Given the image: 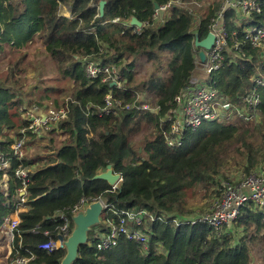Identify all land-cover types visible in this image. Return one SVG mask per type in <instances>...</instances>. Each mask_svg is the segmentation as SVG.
<instances>
[{
    "label": "trees",
    "instance_id": "obj_1",
    "mask_svg": "<svg viewBox=\"0 0 264 264\" xmlns=\"http://www.w3.org/2000/svg\"><path fill=\"white\" fill-rule=\"evenodd\" d=\"M101 1L106 2L103 16ZM223 2L0 0V59L8 66L0 74L3 152L11 154L14 138L29 125L19 117L24 103L40 101L42 110L68 109L66 118L53 129L41 136L28 135V154L10 170L9 195L0 187L1 234L4 219L19 202L15 169L20 164L30 169L27 210L20 212L18 226L22 237L15 241L19 255L33 257L29 264L62 263L65 249L48 252L40 245L60 237L65 223L60 213L72 218V208L82 199L101 200L119 212L144 209L162 220L150 222L147 250L122 239L115 249L98 251L96 239L92 245L88 242L80 247L75 264H264V211L253 204L245 205L238 220L221 232L202 223L178 226L172 221L186 215V191L214 188L219 198L229 181L230 167L246 176L264 170V88L259 90L257 120L234 116L230 121L205 123L199 130L187 132L181 147H169L165 141L170 122L164 120L198 68L200 49L195 39L207 37ZM260 2L264 13V0ZM199 3L205 6L203 14L192 9ZM156 4H171L157 20ZM62 6L71 17L61 14ZM132 17L143 24L141 30L126 23ZM224 17L230 30L239 31L244 48L225 53L221 68L208 82L236 105L252 88L264 60L244 39L242 28L233 25V21L244 24L236 11L227 9ZM116 18L121 21L113 23ZM38 42L57 75L51 81L54 85L37 96L33 91L24 92L23 76L25 57ZM86 61L98 66L113 64L121 76L120 86L104 81V73L91 78ZM108 94L125 105L149 103L159 110L115 108L101 117ZM109 165L122 178L116 189L106 181L94 180ZM103 216L107 217V211Z\"/></svg>",
    "mask_w": 264,
    "mask_h": 264
},
{
    "label": "built area",
    "instance_id": "obj_2",
    "mask_svg": "<svg viewBox=\"0 0 264 264\" xmlns=\"http://www.w3.org/2000/svg\"><path fill=\"white\" fill-rule=\"evenodd\" d=\"M170 8L171 4L159 6V9L155 12V19H159L163 12H168ZM227 9H234L239 17H243L241 20H244V24L233 22V25L237 28H242L244 39L249 41L253 48L260 51L264 60L263 4L260 0H224L220 13L217 14V18L212 19L209 27L210 32L215 36L214 45L210 50L205 51L206 60L204 62H201L200 59L197 60V69L201 68L205 78H211L212 74L221 68L225 60V53L242 52L244 48V43L238 40L239 31L230 30L225 21L224 13ZM256 19L259 20L255 21ZM120 21L119 18L112 20L113 23H119ZM130 22L131 20L126 23L132 26ZM247 24L252 26L247 27ZM136 28L137 31L141 30L137 26ZM86 65V71L91 78H98L100 73H104L107 75L103 79L104 81L111 82V85L120 86L121 76L113 64L98 66L91 61H86ZM252 82L253 85L248 94L242 97L238 104L234 105L226 100L218 90L212 88L210 83H204L201 81V77L193 76L191 85L176 97V108L164 120L170 122V129L165 133L167 145L169 147L183 146L187 132H195L208 122L230 121L234 119V116H238L245 121L257 120L259 118L257 108L261 104V93H259V90L264 88V64L258 66ZM105 103L106 106L99 113L101 117L114 112L115 108H119V110H131L135 107L138 110L150 109L149 103L125 105L122 101L115 99L112 94L106 96ZM39 105L36 101H32L19 107V114L24 120L29 121V125L21 128L19 136L14 138L10 145V155H6L3 152L5 140L0 133V174L2 175L0 177V187L5 196L9 195L10 181L12 179L10 170L14 162L22 161L28 154V135L32 133L41 136L42 133L57 126L61 120L66 118L68 113V109L65 107H51L42 110ZM154 110L158 111L159 107H155ZM15 177L20 184L17 190L19 202L16 206L17 209L6 217L2 224V234L5 235L8 241L6 264H29L33 257L19 255L15 241L16 238L22 237L18 226L21 223L20 212L27 210L28 185L31 179L30 169L20 164L15 169ZM120 182H122V178L118 183ZM118 183L113 186L114 189H116ZM91 203L86 199L80 200L71 210L72 218L60 213L59 216L65 221L61 227L62 233L60 235L63 240L60 237L56 240L50 238L40 245V249L48 252L65 249L63 245L74 229V227L72 228L71 220L73 221L74 216L84 212ZM103 204L104 211H107V217L104 221V225H107V227L105 228L103 225L97 229V250H113L119 246L122 239L137 243L144 250H147L152 233L150 222H155L157 219L162 220V218H156L147 210L140 208L119 212L104 202ZM247 204H253L256 208L264 211V170L243 176L238 184L227 182L221 196L216 198L212 207L205 213L193 217L178 216L172 221L178 226L202 223L217 232H221L224 227H230L238 220L242 208ZM35 232L39 233L40 230H35ZM44 234L46 236L49 235L47 231Z\"/></svg>",
    "mask_w": 264,
    "mask_h": 264
},
{
    "label": "rangeland",
    "instance_id": "obj_3",
    "mask_svg": "<svg viewBox=\"0 0 264 264\" xmlns=\"http://www.w3.org/2000/svg\"><path fill=\"white\" fill-rule=\"evenodd\" d=\"M207 2H211V0H207ZM204 7L205 6H203V4H200V3L198 5H192V9H195L196 11L200 10L202 14L204 12V9H203ZM190 11L192 12V10ZM61 14L71 17V13H69L64 8V6H62L61 8ZM251 26H252L251 24H247V27H251ZM7 67L8 66L5 63H2L0 59V74L5 73ZM24 68H25L26 74H24L23 76L25 79L23 88H24V92H26L27 94L33 91L35 95L38 96L39 95L38 93L41 92L44 88L54 85L51 81L56 78V75H57L56 68L53 65L51 59L48 58L45 48L42 46L41 42L36 43L35 47L32 48L28 52V55L25 57ZM203 75H204L203 72H201L200 70H197L194 76L201 77V81L204 83H209L208 82L209 78H205ZM36 87H39L38 92H36ZM54 97L55 96H53V99H52L53 101H54ZM36 102L39 103L40 101L39 102L36 101ZM149 106H150V109L155 108V106H152L151 104ZM219 110L220 112H222L221 109ZM19 117L24 121L21 115H19ZM230 169L231 170L229 171V181H225V182L226 183L231 182L233 184H238L240 181L241 175L245 173L234 167H230ZM216 190L217 189L213 188L212 191L211 189L210 190H197V191L188 190L186 191L184 195V198L186 200V210H185L186 215H182V216L193 217V216L201 215L205 213L206 211H208L212 207L214 201L216 200L215 199L217 196V194L215 193ZM101 221H102V224L99 225L100 227L104 225L105 216L101 217ZM104 227L106 228L107 225H104ZM225 228L226 227H224L223 231L226 230ZM88 236L90 238L89 244L92 245L95 242L96 237L98 236L97 230H91ZM7 249H8L7 238L5 237V235L1 233L0 234V256H1V259L3 260L2 261L0 259L1 264H4V258L6 256ZM256 258L257 260L259 259L258 254Z\"/></svg>",
    "mask_w": 264,
    "mask_h": 264
},
{
    "label": "water",
    "instance_id": "obj_4",
    "mask_svg": "<svg viewBox=\"0 0 264 264\" xmlns=\"http://www.w3.org/2000/svg\"><path fill=\"white\" fill-rule=\"evenodd\" d=\"M106 2H100V15H104ZM156 10L159 9V5H155ZM131 25L141 28L143 24L136 18H131ZM215 41V36L210 32L207 37L200 40L198 37L195 39V46L200 49L199 59L201 62L206 60V52L210 50ZM114 85V84H113ZM112 85V86H113ZM121 179V176L114 172L112 165L107 167V170L96 175L94 180L106 181L110 186H115ZM104 212V204L101 200L92 202L84 212L79 213L73 217L74 229L71 236L64 243L63 247L66 250V255L61 264H75L80 247L86 245L89 242V232L97 229V226L101 224V217ZM63 240V237H60Z\"/></svg>",
    "mask_w": 264,
    "mask_h": 264
},
{
    "label": "crops",
    "instance_id": "obj_5",
    "mask_svg": "<svg viewBox=\"0 0 264 264\" xmlns=\"http://www.w3.org/2000/svg\"><path fill=\"white\" fill-rule=\"evenodd\" d=\"M66 10H67V8H65ZM68 11V10H67ZM69 12V11H68ZM70 13V12H69ZM64 16H66V17H70V16H67V15H64ZM198 17H200V16H204V15H197ZM201 18V17H200ZM243 17H240V19H242ZM233 22H237V21H233ZM232 22V23H233ZM197 70H200L201 72H202V70H201V68H199V69H197ZM197 70L195 71V73L197 72ZM195 75V74H194ZM259 171V170H258ZM243 176H246L245 174H242L241 175V178L243 177ZM1 177V176H0ZM241 178H240V181H239V183L241 182ZM7 252H8V249H7V251H6V256H5V258H4V264H6V260H7ZM0 259H1V256H0ZM2 260V259H1ZM3 261V260H2Z\"/></svg>",
    "mask_w": 264,
    "mask_h": 264
}]
</instances>
